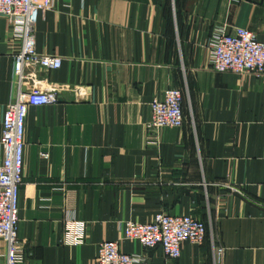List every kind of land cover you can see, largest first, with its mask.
<instances>
[{"label": "crops", "instance_id": "crops-1", "mask_svg": "<svg viewBox=\"0 0 264 264\" xmlns=\"http://www.w3.org/2000/svg\"><path fill=\"white\" fill-rule=\"evenodd\" d=\"M236 28L264 42V0H54L34 38L61 67L26 68L19 82L21 42L0 16V135L20 95L54 87L58 99L25 120L24 264H94L104 241L146 264H264V75L210 67L208 44ZM168 89L182 95L184 125L152 133L150 104ZM158 213L194 217L205 242L170 260L122 241L124 223Z\"/></svg>", "mask_w": 264, "mask_h": 264}, {"label": "built area", "instance_id": "built-area-1", "mask_svg": "<svg viewBox=\"0 0 264 264\" xmlns=\"http://www.w3.org/2000/svg\"><path fill=\"white\" fill-rule=\"evenodd\" d=\"M54 0H0V16L7 19L14 36L20 39V49L13 58L14 74L22 82L26 68L58 70L61 58L36 52L34 25L39 12H46ZM210 67L218 73L264 75V42L247 29L236 28L232 33L216 35L208 44ZM57 89L32 88L8 104L3 116L0 135V239L6 243V264H24L28 254L18 241V194L22 185L24 129L28 109L57 102ZM148 130L179 129L185 118L182 95L176 89L164 92L162 100L150 104ZM206 240L204 224L189 215L156 214L147 223L126 222L122 241L138 244L144 251L159 247L164 256L177 260L184 243L199 247ZM67 244L80 245L79 235L71 234ZM222 254V250H219ZM94 264H146L140 254H126L117 241L98 245Z\"/></svg>", "mask_w": 264, "mask_h": 264}]
</instances>
